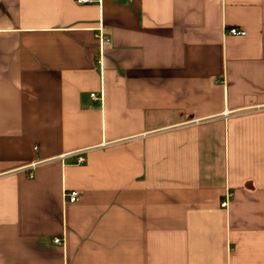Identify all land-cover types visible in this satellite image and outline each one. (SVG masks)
Returning a JSON list of instances; mask_svg holds the SVG:
<instances>
[{
  "label": "crops",
  "instance_id": "1",
  "mask_svg": "<svg viewBox=\"0 0 264 264\" xmlns=\"http://www.w3.org/2000/svg\"><path fill=\"white\" fill-rule=\"evenodd\" d=\"M0 264H264V0H0Z\"/></svg>",
  "mask_w": 264,
  "mask_h": 264
},
{
  "label": "built area",
  "instance_id": "2",
  "mask_svg": "<svg viewBox=\"0 0 264 264\" xmlns=\"http://www.w3.org/2000/svg\"><path fill=\"white\" fill-rule=\"evenodd\" d=\"M77 3L79 4H86V3H89L91 2L92 0H75ZM228 34H231V35H245L246 34V31L245 30H242L240 28H237V27H233V28H230L227 30ZM97 37L100 39V41L102 43L104 42H108L110 41V38L103 32L102 28H99V33H97ZM93 97L96 96L95 93L92 94ZM83 159H79V161H81ZM79 191L77 190H73L71 192H67L65 194V197H68L69 201L70 202H76L79 198ZM229 204V196L222 201V206L223 207H227ZM56 243H63V240L61 238H57L55 240Z\"/></svg>",
  "mask_w": 264,
  "mask_h": 264
}]
</instances>
